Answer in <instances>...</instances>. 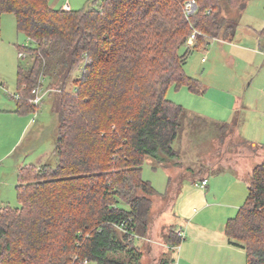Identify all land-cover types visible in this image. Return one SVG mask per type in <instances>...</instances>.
I'll return each instance as SVG.
<instances>
[{
	"label": "trees",
	"instance_id": "1",
	"mask_svg": "<svg viewBox=\"0 0 264 264\" xmlns=\"http://www.w3.org/2000/svg\"><path fill=\"white\" fill-rule=\"evenodd\" d=\"M188 1L87 0L66 9L49 0H0V28L3 13H13L29 40L17 45L29 62L18 65L16 112L36 113L33 89L46 79L57 89V162L18 169L20 207L0 209V264H142L134 242L149 234L158 194L143 165L150 157L154 167L182 164L174 143L187 109L167 91L174 84L205 92L186 72L188 59L215 39H234L251 0H194L189 15ZM257 34L264 51V27ZM190 118V134L211 122L195 112ZM245 119L242 109L215 126L241 128ZM248 188L225 233L245 249L247 264H264V161ZM169 240L184 239L172 228Z\"/></svg>",
	"mask_w": 264,
	"mask_h": 264
},
{
	"label": "rangeland",
	"instance_id": "2",
	"mask_svg": "<svg viewBox=\"0 0 264 264\" xmlns=\"http://www.w3.org/2000/svg\"><path fill=\"white\" fill-rule=\"evenodd\" d=\"M80 1L82 3L75 6L74 9L82 8L87 3V0ZM250 26L256 30L264 26V0L250 1L248 8L243 12L234 40L224 43L220 39H215L208 48L200 47L201 50H195L190 55L185 66L186 72L200 79L202 87L205 89L204 93H195L186 85L176 87L174 84L167 91V96L170 99L182 104L187 109V115L182 121L181 136L175 141L174 147L179 149L181 154L185 151V157L187 160L190 159L185 163L184 158L180 156L184 163L179 167L173 166L170 168L175 170L179 168L181 172L193 173L195 176H203L208 171L210 181L214 182L218 194L224 193L228 180L231 178L236 180L237 178L243 185L240 190V197L242 196L240 199L243 203L248 194L251 166L257 163L256 160L260 156H264L262 150L254 156L242 154L243 147H245L243 141L246 140L243 136L264 146V54L243 53L240 48V45L248 44L251 46L256 41L259 42V35L253 32ZM28 43L29 40L18 33L14 14L3 13L0 28V81L6 84L8 90L6 98H9L8 100H11L10 93L17 90L18 65L29 62L28 59L20 57L17 45H28ZM188 43L194 45L196 42L195 40L191 42L189 38ZM229 54H233L234 61L230 59ZM202 57L205 58V62L202 61ZM47 85L48 79L45 80L42 86L43 91L48 90V93L40 103L36 113H33L36 120L35 126H37L33 136H38V142L32 154L24 159L25 165L37 166L41 163L56 164L57 162V155L54 151L57 119L53 111L54 96H56L57 89L54 87L48 88ZM67 88H72V83ZM236 101L239 106L247 105L244 110V118H246L244 126L242 125L241 128L233 126V128L224 130L217 128L215 120L221 122L231 121L232 106ZM194 112L209 117L211 122L201 132L190 134V115ZM191 150L198 154L197 159L193 160L190 156L192 154ZM261 160H264V158H261ZM156 163V160L152 157L145 161L143 177L150 180L158 191L156 197L154 196L152 209L155 214V224L159 230L161 226L166 224L165 222L168 223L172 215L169 211L175 206L178 194L180 201L185 192L188 191L189 186L195 185L193 182L188 181L187 176H181L179 180L174 179L169 183L167 171L161 167L154 168ZM227 165L229 166L225 167ZM12 168L8 169V172L6 171L8 174L7 184L2 183V177L0 178V209L6 205L20 207ZM226 171L227 173H223ZM0 172L2 173L4 170L0 168ZM217 172H222V174L215 175ZM213 225H216L218 229H222L224 222L218 221ZM167 228L169 233V225ZM187 233L188 231H186L185 240L193 237L191 233ZM203 239L208 240L205 237H201L199 240ZM185 240L182 244L185 243ZM215 246L217 247L218 243ZM210 247H212V244L208 246V248ZM138 248L142 250V264H156L155 257L157 253H146L143 251L145 249L144 245L138 246ZM168 252L169 256L174 257L178 264H212L207 259H186L182 249L168 250ZM240 256L227 252L225 259L230 264H246L242 256L241 262ZM121 258L129 260L128 255ZM225 259L220 264H227ZM215 264L217 263L215 262Z\"/></svg>",
	"mask_w": 264,
	"mask_h": 264
},
{
	"label": "crops",
	"instance_id": "3",
	"mask_svg": "<svg viewBox=\"0 0 264 264\" xmlns=\"http://www.w3.org/2000/svg\"><path fill=\"white\" fill-rule=\"evenodd\" d=\"M49 3L52 7L55 8H66L69 5L70 8L75 6H79L82 1L80 0H49ZM250 3V2H249ZM249 5V4H248ZM248 8V7H247ZM246 8V9H247ZM264 27V26H263ZM262 27V28H263ZM262 28H259L261 30ZM250 29L257 33L259 30H256L252 26ZM22 34V33H21ZM24 35V34H22ZM25 36V35H24ZM26 37V36H25ZM235 38V37H234ZM221 41L231 42L234 39H220ZM256 41V40H255ZM253 41V42H255ZM257 42V41H256ZM254 43V45L249 46L248 44L240 45V48L243 50V53L246 52H254V53H263L259 48V42ZM212 41L210 42L211 45ZM209 45V46H210ZM207 46V48L209 47ZM201 50V49H200ZM229 57L232 61H234L233 54H229ZM202 61L205 62V58L202 57ZM8 90L6 89V84L3 81H0V168L4 170V172H0L1 182L7 184L6 179L8 178V169H11L13 166V180L14 182H18L17 174L18 169L21 166H24V159L32 154L35 146L38 142V136H33L35 134V116L33 117L32 113L29 114H19L16 112V91L14 93H10V99L6 98ZM233 115L232 119L229 122H233L235 119L237 112L242 109H246L247 105H241L237 103V101L233 104ZM200 114V113H197ZM203 115V114H200ZM205 116V115H203ZM207 117V116H205ZM209 119V117H207ZM224 118V117H223ZM216 122H221L217 121ZM246 121V119H245ZM224 122V121H223ZM227 122V121H226ZM245 124V123H244ZM244 126V125H243ZM39 134V133H37ZM249 143L250 146L243 147L242 154L254 156L258 154V151H264V146L259 145L256 142L247 139L243 136ZM196 149V148H195ZM179 152V149H177ZM190 156L194 159L198 158V154L193 152ZM182 158H184V162L189 161L185 157V151L183 154L179 153ZM263 157H259L254 165L251 166V172L254 166L258 163H261L264 160H261ZM181 160V159H180ZM181 160L182 164L184 163ZM261 160V161H260ZM189 163V162H188ZM42 164V163H41ZM39 164V165H41ZM185 165V164H184ZM229 165L225 166L228 167ZM161 167L167 171L168 180L171 182L174 179L179 180L181 176H187L188 181L195 182L206 178L208 180V184L205 188L200 186H189V189L181 200L179 201V194L177 196V200L175 202V206L170 209V213L172 215L169 218L168 223L165 222L163 226L158 230L156 227V219L155 214L153 213V209L151 211V228L149 234L146 236H138L135 239V246L144 245L146 253H157L155 257L156 264L160 262V259L163 257H167L172 261L174 257L169 256L168 250H173L169 240V234L172 228L178 230L179 228H183L186 234L191 233L193 237H189L188 240L184 238V244H181V249L183 250L184 256L186 259H207V261H211L212 264H220L221 261H224L226 258V253H235L236 256H242L247 264V257L245 258L246 251L245 249L234 246L229 243L227 235L225 233L226 223L229 218L235 216L240 207H242L248 197L246 196V200L243 203L242 196L240 197V190L243 188L242 182L239 179L231 178L227 181V185L225 186V191L223 194H218L216 192V188L214 186V182L210 181L209 172L207 171L203 176H195L193 173L181 172L180 169H174L170 167L157 166L154 168ZM179 167V166H178ZM181 174H179L180 172ZM223 173H227L223 172ZM222 174L215 173V175ZM249 183V182H248ZM167 191V190H166ZM156 197V196H155ZM154 197V200H155ZM243 203V204H242ZM221 221L224 222V227L222 229H218L215 224L216 222ZM169 225V233L167 232V226ZM158 230V231H157ZM187 233V234H188ZM201 237H205L208 240H199ZM216 239V242H215ZM214 241V242H212ZM205 243V244H204ZM214 243V244H213ZM218 243L216 247L215 244ZM212 244V247L208 248V246ZM197 246V247H196ZM142 252V250H140ZM222 252H225L222 254ZM240 256V259H241ZM229 259H232L229 256ZM226 260V259H225ZM227 264H230L228 260H226ZM242 262V259H241Z\"/></svg>",
	"mask_w": 264,
	"mask_h": 264
},
{
	"label": "built area",
	"instance_id": "4",
	"mask_svg": "<svg viewBox=\"0 0 264 264\" xmlns=\"http://www.w3.org/2000/svg\"><path fill=\"white\" fill-rule=\"evenodd\" d=\"M69 8H70L69 5H67L66 9H69ZM195 8H196V3L194 0L187 2L186 12L188 15L192 14L194 12ZM190 39H191V42L196 39V31H193ZM20 57H24V54L20 53ZM47 93H48V90H46V92H45V91H43L42 87L34 88L33 89L34 96L31 99V102L35 105H39L43 101V99ZM207 184H208V180L206 178L195 182V185L203 187V188H205L207 186ZM176 233H177V236L181 237L182 240L185 238V231L183 228H179L178 230H176ZM171 247L175 250H179V249H181V244L180 245L179 244L172 245ZM170 264H178V262L176 261V259H173L170 262Z\"/></svg>",
	"mask_w": 264,
	"mask_h": 264
},
{
	"label": "water",
	"instance_id": "5",
	"mask_svg": "<svg viewBox=\"0 0 264 264\" xmlns=\"http://www.w3.org/2000/svg\"><path fill=\"white\" fill-rule=\"evenodd\" d=\"M2 250H3V243L0 240V254H1Z\"/></svg>",
	"mask_w": 264,
	"mask_h": 264
}]
</instances>
